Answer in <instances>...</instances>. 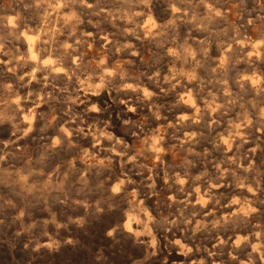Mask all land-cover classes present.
<instances>
[{
    "label": "clouds",
    "instance_id": "9594fccd",
    "mask_svg": "<svg viewBox=\"0 0 264 264\" xmlns=\"http://www.w3.org/2000/svg\"><path fill=\"white\" fill-rule=\"evenodd\" d=\"M0 264H264V0H0Z\"/></svg>",
    "mask_w": 264,
    "mask_h": 264
}]
</instances>
